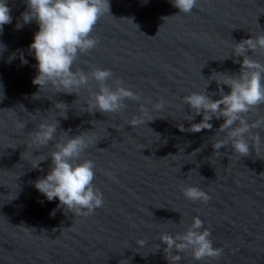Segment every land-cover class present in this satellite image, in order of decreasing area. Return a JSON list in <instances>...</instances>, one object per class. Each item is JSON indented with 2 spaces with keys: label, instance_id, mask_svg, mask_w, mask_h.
Returning <instances> with one entry per match:
<instances>
[{
  "label": "water",
  "instance_id": "obj_1",
  "mask_svg": "<svg viewBox=\"0 0 264 264\" xmlns=\"http://www.w3.org/2000/svg\"><path fill=\"white\" fill-rule=\"evenodd\" d=\"M108 2L109 13L91 34L97 46L73 70L110 69V87L121 81L142 100L102 114L89 107L87 87L77 95L33 83L37 61L29 46L39 26L23 24L26 0H7L13 19L0 33V264H169L159 236L183 233L193 217L222 254L197 261L190 252L171 253L182 256L179 264H264V130H253L261 142L248 156L234 153L230 143L214 154L212 144L225 138L217 132L223 118H213L211 130L189 132L203 114L187 120L193 111L183 103L191 92L205 91L213 100L221 98L220 88L230 92L210 77L239 74L243 57L233 54V45L264 34V0H198L191 14L180 13L173 0ZM248 55L264 64V53ZM160 99L165 104L157 111ZM58 102L68 106L67 119ZM141 103L145 123L134 128L128 123L141 115ZM260 118L264 105L248 121ZM56 119L54 141L31 145L29 133ZM21 122L26 126L18 131ZM63 132L69 138L89 132L93 140L81 162H94L93 183L104 204L86 217L58 207V198L48 201L34 186L50 171L51 158L39 169L32 164ZM190 185L209 196L207 203L183 196L181 188Z\"/></svg>",
  "mask_w": 264,
  "mask_h": 264
},
{
  "label": "clouds",
  "instance_id": "obj_2",
  "mask_svg": "<svg viewBox=\"0 0 264 264\" xmlns=\"http://www.w3.org/2000/svg\"><path fill=\"white\" fill-rule=\"evenodd\" d=\"M26 3L27 11L22 13L23 24L35 21L39 26L29 46L37 61L38 74L33 79L35 85H39L40 89L51 86L57 93L77 95L80 89L87 87L91 91L89 107L92 111L99 110L102 114L123 111L127 107L125 100L141 102L142 97L125 88L121 81H116L114 89L106 83L113 77L110 69L93 67L87 73L80 68L73 70L80 57L97 46L98 40L91 34L100 18L109 13L108 0H26ZM173 4L180 13L191 14L197 7L198 0H173ZM10 11L7 0H0V33L4 25L12 22ZM22 26L18 23L17 30ZM3 48L4 46L0 45V49ZM257 51L264 53V34L234 43L233 54L243 57L239 74L230 76L213 73L210 77L218 86L227 85L230 88L228 94L224 93L223 88L219 89L220 99H211L205 91L191 92L183 97V103L193 111L187 120L192 121L196 116L203 114L202 120L199 123H192L187 131L198 133L205 129L211 130L213 125L210 121L213 118H223L224 122L217 132L224 133L225 138L212 144L214 154H219V149L228 146L229 143L234 153L240 157L248 156L250 148L259 149L261 136L259 132L253 130H264V118L252 123L248 121L249 113L257 111L259 106L264 105V64L248 55L249 52ZM22 62L27 63L23 59ZM93 80L98 86V91L91 90L90 81ZM164 104L165 101L160 99L153 108L157 111L162 110ZM55 108L60 110V116L67 119L68 106L65 103L58 102ZM145 112L146 109L141 103V115L133 116L128 124L135 128L145 123L142 118ZM25 126V122L18 123L17 130ZM57 127V119L55 123H40L29 133L30 144L37 146L36 149L47 147L54 141ZM179 128L185 131L182 125ZM88 133L69 138L67 132H63V136L55 141L48 155L39 156L32 164L34 169H39L41 162L50 157V171L45 177L34 182L35 188L48 201L58 198L60 202L58 207H64L74 215L85 217L104 204L103 193L93 183L94 162L90 159H83L81 162L82 154L93 144ZM249 141L254 144H250ZM181 191L183 196L192 202L207 203L209 200V196L196 186L182 187ZM210 236L211 232L203 227V221L199 217H193L186 231L175 236L164 233L159 236V240L165 245L164 252L168 254L166 259L169 264H179L182 256L171 253L190 252L197 261L221 256L222 249L213 247ZM144 243L143 240L137 241L140 246Z\"/></svg>",
  "mask_w": 264,
  "mask_h": 264
}]
</instances>
